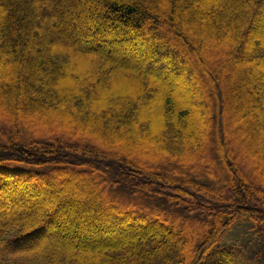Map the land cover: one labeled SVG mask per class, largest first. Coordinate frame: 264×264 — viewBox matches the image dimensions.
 <instances>
[{"label":"trees","instance_id":"obj_1","mask_svg":"<svg viewBox=\"0 0 264 264\" xmlns=\"http://www.w3.org/2000/svg\"><path fill=\"white\" fill-rule=\"evenodd\" d=\"M79 1L0 0V264H264V0Z\"/></svg>","mask_w":264,"mask_h":264},{"label":"rangeland","instance_id":"obj_2","mask_svg":"<svg viewBox=\"0 0 264 264\" xmlns=\"http://www.w3.org/2000/svg\"><path fill=\"white\" fill-rule=\"evenodd\" d=\"M70 1L71 0H66V3L70 2ZM79 2H80V4H85V5L89 4V1L88 0H80ZM81 17L82 16H79V18L76 19V22L77 23L81 21ZM39 23H43V16H42V13L40 12V10L37 12V16H36L35 21H34V25H35L34 26V30H38V32L41 33L40 32V25H39ZM114 39L112 41H115ZM142 39L139 37V38H137V40H134V38L132 37V40H130L129 43H125V45L126 46H133V45H135L134 47L135 48H138V51H139V50H141V48L140 47H136V45L139 44L140 40H142ZM108 46H111V45H108ZM123 50L124 49H122L121 51L115 50V53L116 54H114V56L116 57L117 60H120V61L123 60L124 62L123 61L122 62L124 64H132V63H130L131 62L130 61L131 59L134 60L133 62H135V64H137L138 62H139V64L140 63H143V62H141L142 61L141 59H138L135 56H132L130 58V60H129V58L128 59H123L122 58V55L123 54H121L123 52ZM46 55H47L46 60H50V58L51 59H54L51 56H48V53H46ZM159 56H160L159 58H156L151 63H148L147 62L144 65L145 66H148L150 69H152V68L154 69L155 67L161 69V71H160L161 72V76L165 80L170 79V80L176 81L178 78H180V76H181V78L182 77L183 78L185 77V79L187 80V77H186L187 76V72H188L187 69H188V66H190V63L192 62L193 57L191 58V57L187 56L184 60H180V59H178V55L176 54L175 51H172V52L171 51H168V52H165L164 54H159ZM177 60H178V64H179V65L177 64L178 65V68L176 67L177 66L176 65V61ZM160 62L161 63L164 62V63L161 64ZM181 65L182 66H185V70H183V71L180 70V66ZM171 67H173V68H171ZM222 71H225V70L222 69ZM191 76H192L191 79H193L194 72H193V74ZM186 82L191 85V87H189L191 90H192L193 86H196L197 87L200 84V82L197 83L196 85H193V84H191V82H188V81H186ZM191 90H190V92H197V89L196 88H194V90H192V91ZM246 107H248V105L245 103L243 105V107H241L239 109V113L240 112H243V110H247ZM249 110H247V111H249ZM236 114H237V112H236ZM10 133L11 132L8 131V134H10ZM3 138L4 137L1 136V134H0V139H3ZM255 147H256V144H253L251 146V149L249 150V152H247V156L249 158L252 157V154L251 153H253V152L255 153V152L259 151L261 153V151H260L261 149L260 150L258 149L256 151V148ZM237 157L240 158V155L238 154ZM247 165H248V163L246 164V167H247ZM251 174H252V172H251ZM256 180H258L259 182H261V183H258V187L260 186V188H263L264 189V181H260L259 179H256ZM22 184L23 183H21V185ZM21 187H23V185ZM49 193H51V192L48 189H41L39 187H35L34 189H31V190L28 191V193H26L25 197H23L24 199L19 198V196L16 195V193H15V195L12 193L10 197L7 195V202L11 201V199H15V198L18 197L20 203L18 202L14 213L21 212V211L22 212L23 211L26 212V208L30 207V205L28 204V199L35 198V201L36 202L34 203V205L35 206H40L39 205L40 204V202H39L40 199H42V197H44V196L45 197L48 196ZM20 197H22V196H20ZM12 204L13 203H11L10 205H12ZM43 205H46V201L43 202V204L41 205V207ZM58 208H59L58 211H60L62 213L66 212V211H67V213H70V214L71 213H76L75 212L76 209L72 210L70 207H67V206H61V205H59ZM0 215L3 216V213H0ZM64 225H65V223H64ZM249 225H250L249 222H247L245 220H238V222L236 224H234L221 237L220 243L221 244H226V243H231V242H236V243L237 242L238 243H241L242 242L241 244H242V246L244 247V249L246 251H248L249 253L251 252V254H257L260 259H264V239L261 238L260 235L255 234L253 232L254 230H251L250 227H249ZM112 237L115 238V235H112ZM246 238H247V241L245 242V239ZM46 239L49 240L50 239V236L49 237L46 236V237L40 238L39 240L38 239L37 240L35 239V240L38 241V242H42V241H45ZM22 247H24V246H20V248H22ZM20 248L17 247V248H14L15 250L14 249L13 250L14 251H16V250L18 251Z\"/></svg>","mask_w":264,"mask_h":264}]
</instances>
